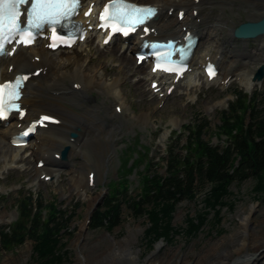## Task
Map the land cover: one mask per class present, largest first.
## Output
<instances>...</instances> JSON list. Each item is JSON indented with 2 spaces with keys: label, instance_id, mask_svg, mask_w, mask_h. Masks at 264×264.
I'll return each mask as SVG.
<instances>
[{
  "label": "rangeland",
  "instance_id": "rangeland-1",
  "mask_svg": "<svg viewBox=\"0 0 264 264\" xmlns=\"http://www.w3.org/2000/svg\"><path fill=\"white\" fill-rule=\"evenodd\" d=\"M147 1L150 0H141L145 3ZM218 1L224 2L225 8L220 9L213 6L208 15L211 17L210 21L212 23L209 21L207 24L210 23L212 26L214 19L222 14L224 22L219 31V40L222 44L224 43V47L230 52L234 54L237 51V55H240V60L237 59L234 70L242 74L241 69L249 70L254 74V79L257 72L264 68V60H261L258 53L261 41L257 40L242 44V42L230 40L228 36L230 30H235L249 21L246 15L251 14L253 11L252 1L215 0V2ZM262 3H264V0L260 5ZM260 9L262 10L261 6ZM206 15L207 10L204 7L203 10H200L199 17L203 18ZM204 29L206 28L202 25L201 30ZM170 31L174 32L172 29ZM229 42L233 43L230 45ZM99 44L97 40H94L64 54L88 59V64L91 67L101 64L107 74L113 73L109 76L112 79L120 76L119 65L124 63L122 66L125 77H121L119 87L127 99L130 110L125 111L123 115H119L116 113L114 105L121 103V101L115 99L112 95L108 97L98 92H92V105H101L97 114L102 128L94 131L91 142L81 147L83 153L91 159L85 161L82 156L75 157L73 166L71 165L63 170L59 169L57 176H54L53 181L50 183H44L40 180V184L37 185L33 182V174L29 171H33L37 165L32 156V146L30 150L25 149L27 151L22 154L25 159L24 163L7 166L5 169L0 170V217L4 216L6 218L5 220L0 219V234L5 229L15 228L19 213H22L23 201L26 197L34 195L36 198L42 199V206L45 210L42 212L43 219L48 218L50 213L48 210L52 207H54V214L63 212L72 218L68 227L62 232V241L60 240V243L63 244V251L68 252L64 264L78 263L77 259L80 256L82 244L86 243L90 248L104 250L103 240L106 241L112 237L115 240L123 241L129 237L131 231L137 237V241L133 242L132 247L139 250V264H144L157 251L159 253L156 258L167 256L168 259L174 257V261H177L175 253L179 252L186 255L188 261L194 264L196 260L192 251L196 255H200L202 252L210 250L215 242L231 238L235 232H238V237L235 236L233 239L241 240L242 234H240V231L243 230L239 213L242 211L246 214L251 213V217L255 218L249 226V231L255 232L254 236L256 238H262L264 235V192L255 193L256 180H250L243 185L234 184L228 189L226 199L223 202L226 206L231 205V207H220L221 221L219 225L216 219L210 221L215 212L210 214V209L206 205L212 186L199 191L195 202L177 204L172 215V225L183 235L170 243L164 240L155 243V237L153 239L148 238L147 233L151 228L150 222L144 216L136 217L129 205L123 200V196H127V199H136L141 195L143 197V187L148 170L153 168L157 170L159 176L163 177L166 173V161L170 150L178 151L177 153L181 156L186 154L188 135L186 128H194L198 123L207 125L205 142L211 146H225L227 138L220 130L223 124L222 114L229 109L231 104L236 102L235 95L238 93L242 92L250 98H258L260 120L264 121V80L260 86L248 91L241 81H237L235 75L227 83L228 85L221 88L213 83L209 86L206 85L197 75L194 83L199 85L200 88L190 90L187 85H182L184 87L180 86L181 88H177L171 97L161 102V99L157 100L151 94L149 86L152 80L146 81L145 89L142 88L145 71H149V68L145 66L128 71L126 69L127 61L134 57L131 53L123 54L121 52L118 56L119 63H116L112 59L118 52L119 44L117 46L113 45L114 48L104 49L102 52L99 50ZM245 50L247 51L245 52ZM251 52H255L254 57ZM256 56L257 62H254L253 59ZM229 57L232 56L229 55ZM229 57L228 59L224 57L226 68L230 63ZM252 64L255 68L251 66ZM201 76L203 77L202 74ZM69 85L70 82H67V86ZM46 115L53 116V114ZM79 132L80 130L72 134L79 136ZM77 147L80 148V146ZM95 148H98V153H96ZM65 167L67 166L64 165L62 168ZM91 171L96 173V187L91 188L88 193L77 191L74 180L76 179L75 183L81 181V173L87 174ZM99 195L101 197L97 201V208L94 210L95 205L92 209H89L90 197L98 198ZM114 198L122 201L124 205L121 224L114 230L94 229L92 221L94 215L106 205V202L114 201ZM206 213L210 214L206 226L195 236L185 235L189 225L188 220L199 219L201 215ZM138 230H141V233L137 234ZM82 232L83 236L88 235V237H83ZM78 238H80V245L76 247L75 244ZM231 243L226 242L223 246L228 248L230 246L231 249L233 246V243ZM160 247L161 249H159ZM82 252L86 253L84 249H82ZM261 258V256L255 257L253 262L256 261L255 264H259ZM7 262L12 264H38L34 254V244L28 241L19 248L0 250V264H6Z\"/></svg>",
  "mask_w": 264,
  "mask_h": 264
},
{
  "label": "bare ground",
  "instance_id": "bare-ground-1",
  "mask_svg": "<svg viewBox=\"0 0 264 264\" xmlns=\"http://www.w3.org/2000/svg\"><path fill=\"white\" fill-rule=\"evenodd\" d=\"M88 1L90 2L91 0ZM195 1L196 0H150L148 3H142V5H152L160 10L158 20L153 21L156 28L157 40L172 38L181 39L184 37L183 28L185 27L201 38V44L193 60V67H195V69H193L192 73L188 74L182 82H179L177 87L179 88L182 85H187L190 90L197 87L200 88L199 85H195L194 83V79L197 75L204 83L209 85L205 76L203 79L201 78V74L204 75L201 66L205 65L207 58H210V60L215 62L221 69V74L217 80L213 82L214 84L225 87L228 77L235 75L237 81H241L248 91H252L257 86H260L261 84L254 83V74L249 70L241 69L243 74L234 70L235 63L238 61L237 59L240 55L237 56L235 53L228 52L219 40V31L224 22L222 14L218 15L217 18L214 19L211 28L205 31H200L197 20L193 17L192 12L202 9L203 5L208 6L210 13L213 6L222 9L225 8V3L221 1L215 2V0H199L200 3L196 4ZM251 1L253 4V11L251 14L246 15L247 20H249V22H259L264 17V3L260 5L262 0ZM178 11L187 12L186 19L182 24L177 20ZM170 12H174L173 15L170 16ZM171 29L174 31L173 33L170 31ZM233 32L234 29L230 30L228 36L232 37ZM89 36L90 39L86 43L94 40L100 41L99 50L101 52L104 51L103 49L113 47L112 45L108 48H103L101 40H99L100 37L96 33L89 34ZM150 40L155 39L151 38ZM117 44L116 42L114 46ZM263 44L264 41L262 39L258 52L262 61L264 59ZM202 47L203 50L200 51ZM131 51H133L134 54L137 52L136 40L128 47L126 44L120 43L118 52L113 56L112 61L119 63V54L121 52H123V54H130ZM213 51L216 53L214 54ZM253 54H255V52H251V55L254 57ZM229 55L232 57H230V63L226 68V61L223 59L224 57L228 59ZM36 60H38V63L35 62ZM253 60L257 62V56ZM127 62L126 65L129 68L126 66V69L128 71L130 69H138L135 57L129 59ZM122 64L124 63L119 65L120 76L112 79L109 76L113 73L107 74L101 64L91 67L88 64V59L85 60L83 57L65 55L62 51L52 54L45 50L43 45H37L29 50L21 49L13 59L2 61L0 63V82L10 80L17 74L29 73L32 70H41L42 75L36 80H31L24 91L25 98L22 103L28 110L26 119L23 122L11 121L9 126L2 127L0 130V170L5 169L7 166L15 164L20 165L25 162L22 155L23 149L17 150L12 148L11 140L13 136L20 132L18 129L20 125L25 127L48 111L58 114L52 113L61 121V125L57 128L50 127L48 130L39 131L35 137V144L32 146V156L37 163L44 161L45 167L42 170H38L35 167L33 171H29L33 174V182L39 185L43 175H45V177H56L59 169L64 165L71 166L73 164V159L75 157L82 156L85 161H89L90 157L83 153L81 147L89 144L92 140V133L102 128L97 114L101 105H92L93 99L91 98V93L98 92L108 97L112 95L115 99L121 101V103H116L114 105L116 113L119 112L120 115L130 110L127 105V99L119 87L121 77H125ZM251 66L255 68L253 64ZM10 67L14 68L12 72H9ZM141 67H145V65L143 64ZM150 79H153L152 82H155L156 77H153L150 72L148 73V71H145L144 82L142 83L143 89H145L146 81ZM67 82H70L69 86H67ZM78 130H80V132L77 142L71 143L70 135ZM77 146H80V148ZM65 147L70 149V156L66 164L55 159L58 151ZM95 150L96 153L99 152L98 148H95ZM93 176L95 177L96 173L92 171L87 174L81 173L80 179L82 180L76 181V183V179L74 180L77 191L88 193L91 191L93 184V188H95L96 182L94 183ZM100 197L101 195H99L98 198L90 197L89 209H92L97 204ZM251 208L253 209L254 207ZM239 215L241 216V228L243 230L240 231V234H242L241 240L233 239L235 236L238 237V232H235L231 238L215 242L210 250L204 251L200 255H196L192 251L196 260L194 264H255L256 261L253 262V260L255 257L259 256L262 257L259 264H264V235L262 238H256V236H254L255 232L249 231V226L252 224V221L255 220V218L251 217V213L246 214L242 211ZM0 219L5 220L6 218L1 216ZM84 227L85 225L83 228ZM139 233H141V230L137 231V234ZM83 235L82 232V236ZM83 237L87 238L88 235ZM80 238L76 241V247L80 245ZM134 241H137V237L131 231L129 237L125 238L123 241L115 240L112 237L106 241L103 240L104 250L90 248L86 243L82 244L77 264H139V250L132 247ZM226 242L233 243L231 249L230 246L229 248L223 246ZM82 249H84L86 253H83ZM159 249H161V247ZM158 253L159 251L155 252L144 264H192L188 261L186 255L179 252L175 253L177 255V261H174V257L173 259H168L167 256L156 258ZM6 264L12 263L7 262Z\"/></svg>",
  "mask_w": 264,
  "mask_h": 264
},
{
  "label": "trees",
  "instance_id": "trees-1",
  "mask_svg": "<svg viewBox=\"0 0 264 264\" xmlns=\"http://www.w3.org/2000/svg\"><path fill=\"white\" fill-rule=\"evenodd\" d=\"M236 98V102L222 114L220 130L227 138L225 146L213 147L206 143L207 125L198 123L196 127L188 128L186 154L181 156L175 150L169 152L165 176H159L157 170L150 168L143 197L127 199L123 196L136 217L148 219L151 228L147 237H155V243L161 240L170 243L183 235L172 225L175 207L181 202H195L199 191L207 187L212 186V191L206 205L210 214L215 212L210 221L216 219L218 225L220 207L226 206L223 201L231 186L256 180L255 193L264 192V121L260 120L259 100L249 99L243 93H238ZM41 201L31 196L25 198L15 228L5 229L0 235V250L19 248L29 241L34 244L38 264H64L68 252L63 251L60 240L72 218L63 212L54 214L52 207L50 210L46 208L50 213L47 219H43L45 210ZM123 206V202L116 198L106 202L93 217L94 229L114 230L119 227ZM210 214L188 220L185 235L198 234L206 226Z\"/></svg>",
  "mask_w": 264,
  "mask_h": 264
},
{
  "label": "snow or ice",
  "instance_id": "snow-or-ice-1",
  "mask_svg": "<svg viewBox=\"0 0 264 264\" xmlns=\"http://www.w3.org/2000/svg\"><path fill=\"white\" fill-rule=\"evenodd\" d=\"M28 4H31V9L27 13V27L22 30L21 23L18 22L22 15L20 6ZM78 8L79 0H0V40L6 38V33L13 38L18 35L20 37L19 42L27 46L34 39L31 29H41L45 25H49L51 26V31L55 33L57 25L63 26L66 22H70L74 15L78 14ZM109 8L112 9L111 13H109ZM90 14V10L85 13V15ZM153 15H155V9L150 6H136L125 2V0H111V3L105 6L99 17L101 20L100 27H111L113 31H120L127 35L128 33L124 31V27L116 28L112 22L122 26L132 25L134 27L145 23ZM106 20L109 23H104ZM144 30L147 31V29ZM49 46L54 48L57 45L53 43ZM0 51H3L2 45H0ZM165 70L179 71L177 68ZM213 75L214 72L209 70V76ZM19 84L20 81L18 80L15 87L8 84L0 85V94L3 93L5 88H9L11 89L9 97L11 99L18 98V93L15 89L19 87ZM12 107L16 106L13 105ZM3 114V100L2 96H0V116H3ZM48 119L50 118L43 117L40 123Z\"/></svg>",
  "mask_w": 264,
  "mask_h": 264
},
{
  "label": "water",
  "instance_id": "water-1",
  "mask_svg": "<svg viewBox=\"0 0 264 264\" xmlns=\"http://www.w3.org/2000/svg\"><path fill=\"white\" fill-rule=\"evenodd\" d=\"M264 38V18L258 23H248L242 25L235 32V39L239 41H254ZM264 78V69L262 68L256 76V82H262ZM75 137V136H74ZM68 150L63 153L64 160L67 159Z\"/></svg>",
  "mask_w": 264,
  "mask_h": 264
}]
</instances>
